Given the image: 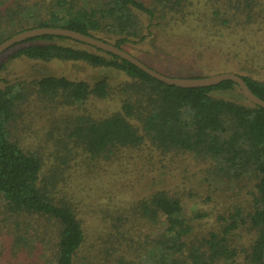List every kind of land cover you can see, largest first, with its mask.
<instances>
[{
	"label": "trees",
	"instance_id": "trees-1",
	"mask_svg": "<svg viewBox=\"0 0 264 264\" xmlns=\"http://www.w3.org/2000/svg\"><path fill=\"white\" fill-rule=\"evenodd\" d=\"M154 2L157 5L150 8L145 0H0V44L26 30L63 28L138 58L137 46L145 40L141 16L152 19L159 11L161 20L178 15L184 20L193 5L192 0ZM211 19L212 26L240 29L241 45L251 53L245 32L264 25V0H224L212 7ZM16 46L21 47L7 62L81 63L117 72L122 80L114 83L105 76L90 83L45 76L31 83L34 88L21 82L0 87V264H39L47 252L52 253V264H79L86 243L77 210L60 185L61 170L45 176L43 158L12 139L17 104L31 96L51 110L47 121L64 132V149L71 154L112 162L120 161L127 150L148 147L162 156L190 155L203 162L216 185L246 177L253 182L248 207H235L218 217L201 236L194 235V220L185 216L179 195L157 190L130 206L121 223L128 227L133 216L137 218L133 231L145 232L138 264H264V109L249 102L236 84L168 86L117 56L62 37L35 38ZM6 68V63L0 64V76ZM202 70L206 72L205 67ZM235 74L264 100V82ZM235 89L247 104L214 95ZM93 101L117 103L116 110L98 117L80 112ZM241 229L248 233L245 241ZM119 231L133 239L130 229ZM116 259L124 264L123 254Z\"/></svg>",
	"mask_w": 264,
	"mask_h": 264
},
{
	"label": "rangeland",
	"instance_id": "rangeland-1",
	"mask_svg": "<svg viewBox=\"0 0 264 264\" xmlns=\"http://www.w3.org/2000/svg\"><path fill=\"white\" fill-rule=\"evenodd\" d=\"M145 1L150 8L157 5L155 0ZM207 1L192 0L191 14L188 13L184 20L179 15L173 20H161L159 11L152 19L141 16L145 40L137 46L139 60L171 78L197 75L207 78L239 72L264 82V25L255 26L256 32L253 33L246 30L245 35L250 37L252 44V51L248 53L241 45L244 34L240 29L212 26L211 9L224 0ZM38 2L46 3V0ZM20 47L14 46L0 56V64H7L0 76V87L21 82L27 83V88H34L31 83L45 76H64L90 83L105 76L114 83L122 80L117 72L93 69L81 63H42L27 59L7 62ZM204 67L206 72L202 70ZM208 68L218 72L209 73ZM214 95L248 103L238 89ZM36 98L31 96L17 104L12 139L24 150L43 158L45 176L57 168L61 170L63 183L60 185L73 202L86 233L79 264H118L116 258L122 254L124 264H138V256L142 252L138 248L144 244L140 241L144 239L145 232L139 228L133 231L134 225L131 228L137 218L130 216L128 227L121 223V218L129 212L130 206L157 190L164 189L179 195L185 216L194 220L195 236L205 234L216 225L218 217L231 213L235 207H248L253 199L254 186L249 177L216 185L207 175L208 166L190 155L162 156L146 147L144 150H127L120 161L110 162L71 154L64 149V132L47 121L51 110ZM116 105L110 101H93L80 108V112L104 116L115 111ZM199 214L203 217L195 219ZM127 229H130L129 236L133 239L119 231L127 232ZM139 231L141 234L137 237ZM239 234L242 241L248 238L245 229H241ZM51 254L47 252L39 264H52Z\"/></svg>",
	"mask_w": 264,
	"mask_h": 264
},
{
	"label": "water",
	"instance_id": "water-1",
	"mask_svg": "<svg viewBox=\"0 0 264 264\" xmlns=\"http://www.w3.org/2000/svg\"><path fill=\"white\" fill-rule=\"evenodd\" d=\"M47 36L71 39L95 47L104 52L110 53L114 56L119 57L122 60H125L135 65L137 68H139L141 71H143L153 79L162 82L168 86H173L183 89H195V88H208L211 86H218L227 81L233 82L238 86L241 93L249 102H251L255 106H259L264 109V100L257 97L249 89L244 79L235 73H229V72L221 73L207 78H171L153 70L152 68L148 67L146 64L141 62L139 59L135 58L128 52L124 51L121 48L116 47L113 44L68 29L44 27V28H36V29H30L20 32L18 34L13 35L11 38L5 40L3 43L0 44V56L4 52H6L10 48H13L18 44L24 43L31 39L47 37Z\"/></svg>",
	"mask_w": 264,
	"mask_h": 264
}]
</instances>
